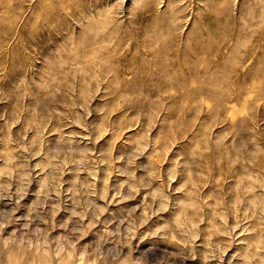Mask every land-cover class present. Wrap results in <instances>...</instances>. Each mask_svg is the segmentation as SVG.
<instances>
[{
    "label": "clouds",
    "instance_id": "obj_1",
    "mask_svg": "<svg viewBox=\"0 0 264 264\" xmlns=\"http://www.w3.org/2000/svg\"><path fill=\"white\" fill-rule=\"evenodd\" d=\"M0 264H264V0H0Z\"/></svg>",
    "mask_w": 264,
    "mask_h": 264
},
{
    "label": "rangeland",
    "instance_id": "obj_2",
    "mask_svg": "<svg viewBox=\"0 0 264 264\" xmlns=\"http://www.w3.org/2000/svg\"><path fill=\"white\" fill-rule=\"evenodd\" d=\"M33 49L35 50V45H33ZM241 103H243V101H241ZM232 106L234 107H240V105H237L235 101L232 102ZM128 135H134V133L129 129L127 132H125V137H127ZM146 162V160H145ZM219 178V177H217ZM209 195H211V193H208Z\"/></svg>",
    "mask_w": 264,
    "mask_h": 264
}]
</instances>
